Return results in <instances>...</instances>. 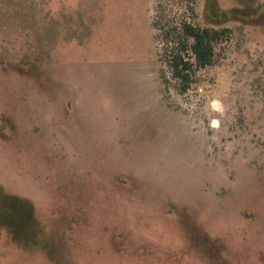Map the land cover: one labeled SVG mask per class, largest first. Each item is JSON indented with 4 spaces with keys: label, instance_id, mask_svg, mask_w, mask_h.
<instances>
[{
    "label": "rangeland",
    "instance_id": "rangeland-1",
    "mask_svg": "<svg viewBox=\"0 0 264 264\" xmlns=\"http://www.w3.org/2000/svg\"><path fill=\"white\" fill-rule=\"evenodd\" d=\"M0 264H264V0H0Z\"/></svg>",
    "mask_w": 264,
    "mask_h": 264
},
{
    "label": "trees",
    "instance_id": "trees-1",
    "mask_svg": "<svg viewBox=\"0 0 264 264\" xmlns=\"http://www.w3.org/2000/svg\"><path fill=\"white\" fill-rule=\"evenodd\" d=\"M231 12H227L226 15ZM213 26L203 27L184 21L178 31L169 33L165 39L173 44L172 51L164 61L170 77L176 81L181 92H186L196 83L197 73L212 66L216 60V44L225 33Z\"/></svg>",
    "mask_w": 264,
    "mask_h": 264
}]
</instances>
